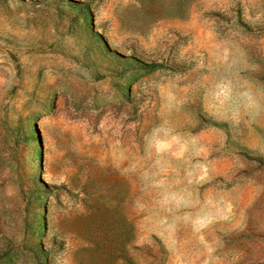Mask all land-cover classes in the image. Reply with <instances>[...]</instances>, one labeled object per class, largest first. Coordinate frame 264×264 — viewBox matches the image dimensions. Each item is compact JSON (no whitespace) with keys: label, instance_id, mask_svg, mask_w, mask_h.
<instances>
[{"label":"rangeland","instance_id":"374dc122","mask_svg":"<svg viewBox=\"0 0 264 264\" xmlns=\"http://www.w3.org/2000/svg\"><path fill=\"white\" fill-rule=\"evenodd\" d=\"M0 264H264V0H0Z\"/></svg>","mask_w":264,"mask_h":264},{"label":"trees","instance_id":"16d2710c","mask_svg":"<svg viewBox=\"0 0 264 264\" xmlns=\"http://www.w3.org/2000/svg\"><path fill=\"white\" fill-rule=\"evenodd\" d=\"M154 66H155V65H153V64H148V65H147L148 68H153ZM41 256H42V255H41Z\"/></svg>","mask_w":264,"mask_h":264}]
</instances>
